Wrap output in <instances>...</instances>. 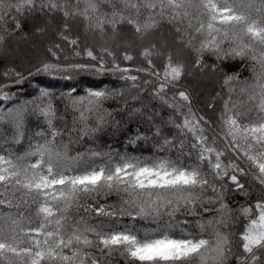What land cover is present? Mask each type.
Listing matches in <instances>:
<instances>
[{
  "label": "snow or ice",
  "instance_id": "1",
  "mask_svg": "<svg viewBox=\"0 0 264 264\" xmlns=\"http://www.w3.org/2000/svg\"><path fill=\"white\" fill-rule=\"evenodd\" d=\"M37 16L45 23L33 34L52 38L26 76L4 53L13 43L18 50L28 38L23 25ZM206 56L238 59L249 70L244 79L224 74L222 91L207 105L214 110L222 101L215 121L194 109L182 83L217 71ZM80 70L118 74L126 87L58 98L40 90L23 103L11 91L34 73ZM144 96L173 115L157 123L160 111ZM130 100L140 106L129 108ZM110 101L115 109L106 107ZM117 113L135 124L128 143L153 140L158 151L177 147L180 154L149 160L87 148L70 155L73 144L119 131ZM33 117L43 122L42 142L23 154L0 151V264H111L117 254L125 264H264V0H0V139L18 138ZM185 155H194L193 163ZM243 178L261 194L233 208L230 194L248 190ZM111 195L116 204L98 203ZM33 205L35 221L21 211ZM177 214L198 217L195 231L141 236L118 227L123 216ZM93 217L111 226L91 223Z\"/></svg>",
  "mask_w": 264,
  "mask_h": 264
},
{
  "label": "trees",
  "instance_id": "2",
  "mask_svg": "<svg viewBox=\"0 0 264 264\" xmlns=\"http://www.w3.org/2000/svg\"><path fill=\"white\" fill-rule=\"evenodd\" d=\"M39 16L36 17V19ZM45 22L41 23V26L44 25ZM60 23V22H59ZM58 23V24H59ZM36 27L35 22H26L23 25V32L29 34L34 33V28ZM81 29L79 24H73L72 31L73 35L79 34L78 30ZM80 35V34H79ZM159 35V34H157ZM164 35L169 40L172 37L168 36V29L165 26ZM42 37V35H40ZM47 39V35H43ZM82 42L84 41V35H80ZM50 39L52 38L49 35ZM49 39V40H50ZM27 39L20 40L21 43L25 42ZM20 44V43H19ZM16 48V44L13 43V51ZM36 49L35 52H32L30 56H18L16 57L15 63L18 69H21L25 72L27 76L28 68L32 67L40 59H43L46 55L45 45H41L39 47L34 46ZM12 51V53H13ZM10 52V54H12ZM15 54V53H14ZM191 57H186V59H190ZM74 62L77 63H87L88 60L86 57H73ZM205 62L209 65L215 63L218 65V69L216 72L208 71L205 75L204 81L199 80V76L195 77H185L182 83L189 86L193 93V107L194 109H198L200 113L207 116L210 120L215 121L217 112L220 110L222 101L217 100L215 109L208 108V102L211 97L216 94V92L222 91L221 83L223 80V76L225 73H240V79H244L249 76L248 68L243 66V62L240 60H224L218 61L214 56H206ZM158 66H162V61H157ZM34 72V69H33ZM135 74V73H133ZM201 75L200 73H197ZM203 76V75H201ZM213 78V83L210 85L206 78ZM206 82L205 84H202ZM131 83V82H128ZM208 83V84H207ZM197 89L196 90V87ZM126 87V82L119 79L118 74H113L110 72L106 73H98L93 70H80V71H72V72H57L51 74H33L31 77H28L22 84L16 85L12 87L11 91L16 93V98L19 102L23 103L25 101H29L34 99L40 90H46L53 94L55 97H60L61 95L67 94L69 92L74 91V95L83 96L89 90H104V89H124ZM143 103L149 104L151 107L160 111V116L156 118V122L160 123L161 120H167L173 114L171 110L167 108H161L160 104L157 101L151 100L150 97L144 96ZM140 104L138 102L129 101L128 107H139ZM109 109H115L117 104L115 102H108L106 105ZM56 108L59 112L63 111V103L57 100ZM116 119L120 121V130L113 131L111 128L108 130L107 134H103L99 136V138L95 141L85 140L82 144H73L70 146V155H75L77 152H83L87 148H93L101 151H114L121 154H127L131 156L141 157L144 159H152L156 157L168 156L172 159H176V157L180 154V150L177 147H172L170 151L160 152L157 150V147L154 146L156 143L153 140H149L147 142L141 140L136 143H128V137L133 133L135 129V124L130 123L128 117L125 113H117ZM179 119V118H177ZM61 121L57 120V126H61ZM44 127L43 122L38 120L36 117H33L31 121L25 125L23 130V134L18 138L14 139L12 135H8L4 139H0V151L11 152L14 154H23L29 151L35 144L42 142V137L37 135V132L41 131ZM141 131H146L144 127L141 128ZM166 133L172 135L175 133L174 128L166 127ZM183 139V137H178L176 143L179 144V140ZM190 139V138H189ZM18 140V142H17ZM188 144L186 143L184 151L187 152ZM184 161L188 164L193 163L195 160V156L192 157L184 156L182 157ZM97 163H100V160L97 159ZM244 182L248 184V190L246 193L234 192L231 193L228 198V203L233 207L237 208L239 205L245 204L247 201H254L261 194V190L258 185L253 184L250 181V178H243ZM117 197L115 195L108 196L106 199L101 196L98 198V203H108V204H116ZM13 211H15L13 209ZM24 211L26 215H31L32 219L35 221V205L32 206L31 210L21 209ZM82 214V213H81ZM210 214H205V218H208ZM198 217H193L189 215H181L177 214V216L172 219L167 216L160 218L159 220H153L151 218L141 219L136 218L132 219L128 216H123L118 218V227L124 228L129 227L135 231H137L141 236L144 233H152L153 230L157 232L167 231L170 234L179 236L180 228H184L188 231H195L196 221ZM103 222L105 227L111 226L110 222L107 218L104 217H93L90 221L91 223H100ZM185 221L187 223H185ZM176 225L179 224V227H168V225ZM35 226V223L33 224ZM111 264H125L123 258H121L118 254L115 255L111 261Z\"/></svg>",
  "mask_w": 264,
  "mask_h": 264
},
{
  "label": "rangeland",
  "instance_id": "3",
  "mask_svg": "<svg viewBox=\"0 0 264 264\" xmlns=\"http://www.w3.org/2000/svg\"><path fill=\"white\" fill-rule=\"evenodd\" d=\"M34 22H35L36 27H39V26H41V23L42 22H45V20L42 17H38L37 19H35ZM59 22H60V19L57 18L55 20V23L58 24ZM78 32H79L80 35H84L81 29H79ZM46 35H47V39H45L46 37L43 36V35L41 37L40 35L29 34L28 35V38H27V40L25 42H23V43L20 42L18 50H17V48H15V50L13 51V53L11 52L12 54H10V52H5L4 53V55L7 57L8 62H15L16 61V57L21 56V55H23L25 57L30 56L31 53L32 52H35L36 49H37V48L35 49L34 46L39 47L41 45H45V47H46L47 44H48V41L50 39L49 35L48 34H46ZM197 76H199V78H198L199 80L204 81L203 78L205 77V75L201 76V75H198L197 74ZM206 81L210 85H212V83H213L214 80H213V78L212 79L211 78L209 79L207 77L206 78ZM205 83L206 82H203L202 84H205ZM195 87H196V90H198L197 89V86H195Z\"/></svg>",
  "mask_w": 264,
  "mask_h": 264
}]
</instances>
